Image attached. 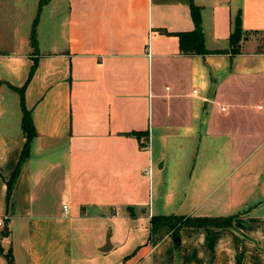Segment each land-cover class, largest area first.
<instances>
[{"label": "crops", "instance_id": "obj_1", "mask_svg": "<svg viewBox=\"0 0 264 264\" xmlns=\"http://www.w3.org/2000/svg\"><path fill=\"white\" fill-rule=\"evenodd\" d=\"M67 2L66 45L56 34L42 51L32 8L58 0H0L4 252L15 264H87L73 254V221L80 232L123 214L141 241L122 264H264V39L254 34L264 32V0H194L206 47L222 51L192 54L162 29H193L191 0ZM239 13L244 33L233 44ZM25 83L37 135L8 197L26 141ZM170 213L234 217L183 227L178 247L171 234L154 243L151 216ZM132 221L149 228L133 234ZM99 244L116 247L106 235Z\"/></svg>", "mask_w": 264, "mask_h": 264}, {"label": "trees", "instance_id": "obj_2", "mask_svg": "<svg viewBox=\"0 0 264 264\" xmlns=\"http://www.w3.org/2000/svg\"><path fill=\"white\" fill-rule=\"evenodd\" d=\"M39 7V10L42 7ZM191 13L194 19L195 27L190 30H179V31H170L166 28H162L163 31L176 34L179 37L180 44V52L184 54H192V53H209V52H217L222 50H210L205 45V34L204 28L202 24V16H201V7L191 0ZM37 21V20H36ZM35 21V23H36ZM244 33V29L242 27V18L239 13L234 21L233 31L231 32L230 39L233 44H238L241 40V37ZM31 40L33 44L36 42V26L33 27ZM236 50L239 48L236 47ZM36 69V63H33L31 67V71L29 77L26 81L30 80L34 71ZM26 83L19 89L21 92V103L23 107V128L25 131L26 141L21 153V158L19 160V164L13 171L10 179L8 180V197L12 191L14 182L19 175L20 167L22 163L29 157L30 155V147L31 141L37 135V130L35 128L33 118L30 110L25 105V87ZM130 133L136 134L138 136H142L145 134L144 131H131ZM233 215L229 216H216V215H196V214H178V213H170V214H153L150 220V239L157 243L160 241L166 234H171L173 237L179 236L180 231L185 226H228L231 225L233 221ZM10 229L8 226H4L0 230V251L3 253V247L1 244V238L5 235H8ZM175 245L178 247L180 245V241H175ZM4 255L8 261V264H15L13 254L11 250L4 252Z\"/></svg>", "mask_w": 264, "mask_h": 264}, {"label": "rangeland", "instance_id": "obj_3", "mask_svg": "<svg viewBox=\"0 0 264 264\" xmlns=\"http://www.w3.org/2000/svg\"><path fill=\"white\" fill-rule=\"evenodd\" d=\"M57 3V2H56ZM54 8V11L52 10ZM34 14L42 18L41 21V46L42 51L45 50L46 44L55 39L58 35L59 41L66 45L65 35L61 36L64 19L68 13L67 0H58L57 6L54 3L48 4L43 12H39L38 8L33 7ZM55 27L57 29H55ZM65 29V26L63 27ZM260 39H264V32H255ZM158 162L153 164V168H157ZM132 221L134 226L133 234H145L149 228L147 221ZM136 226V228H135ZM130 223L120 214L117 217L106 219H94L84 222L80 232H75V220L72 225L73 254L75 259L82 262L84 259L89 260L87 264H122L120 263V255L125 250L135 247L140 243L141 238L128 237ZM107 236V241H115L116 247L110 253H105L100 247L101 237ZM1 253V252H0Z\"/></svg>", "mask_w": 264, "mask_h": 264}, {"label": "built area", "instance_id": "obj_4", "mask_svg": "<svg viewBox=\"0 0 264 264\" xmlns=\"http://www.w3.org/2000/svg\"><path fill=\"white\" fill-rule=\"evenodd\" d=\"M144 146H145L146 148H150V147H151V139H150V138H148L147 141H144ZM152 170H153V162L151 161V162L149 163V165L146 166V167L144 168V171H145L146 173L151 174V173H152ZM64 208H65V209L67 208V205H66V204L64 205ZM3 224H4V221H3L2 218H0V225H3Z\"/></svg>", "mask_w": 264, "mask_h": 264}, {"label": "water", "instance_id": "obj_5", "mask_svg": "<svg viewBox=\"0 0 264 264\" xmlns=\"http://www.w3.org/2000/svg\"><path fill=\"white\" fill-rule=\"evenodd\" d=\"M175 239H176V240H179L180 237H179V236H175ZM110 247H111V244L107 243V244H105L102 248H103V250H107V249H109Z\"/></svg>", "mask_w": 264, "mask_h": 264}]
</instances>
